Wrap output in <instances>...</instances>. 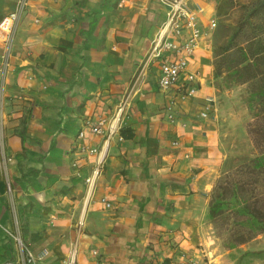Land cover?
<instances>
[{
    "label": "crops",
    "instance_id": "obj_1",
    "mask_svg": "<svg viewBox=\"0 0 264 264\" xmlns=\"http://www.w3.org/2000/svg\"><path fill=\"white\" fill-rule=\"evenodd\" d=\"M16 4L0 0V20ZM167 12L160 0H31L6 86L4 143L12 161L2 163L0 144V264H19L8 234L16 229L36 254L48 250L36 264H63L73 248L80 264L206 256L190 232L195 204H207L222 172L220 124L232 92L220 95L214 84L209 38L191 65L203 77L195 96L163 91L157 63L139 71ZM208 97L215 101L205 118ZM173 99L179 116L169 122L164 108ZM122 102L123 129L133 137H114L103 148L105 168L89 186L96 156L82 160L80 172L73 166L78 132L86 118L111 115ZM26 117L23 140L18 130ZM89 144L100 150L104 138L91 135ZM102 198L113 207L104 209Z\"/></svg>",
    "mask_w": 264,
    "mask_h": 264
},
{
    "label": "rangeland",
    "instance_id": "obj_2",
    "mask_svg": "<svg viewBox=\"0 0 264 264\" xmlns=\"http://www.w3.org/2000/svg\"><path fill=\"white\" fill-rule=\"evenodd\" d=\"M263 1L229 0L224 5L226 7L222 15L216 12L217 27L208 34V42L213 50L214 72L215 62L222 60L216 56L219 47L227 44L232 34L242 27L243 34L252 32L250 35L256 36L255 45L252 44L250 49L256 53L259 50L258 54L264 52V11L252 13ZM207 2L214 4L217 10L220 2L224 1ZM245 21L248 24L241 26ZM243 34L238 38L239 41H242ZM263 56L264 53L258 57L257 63L261 62L258 77L249 82H243L244 76L235 74L236 67H229L226 63L221 66L224 72L222 76L214 75V84L220 95L227 89L232 92L231 98L224 103L226 112L220 124L225 159L214 187L219 181L227 188L234 185L235 194H228L225 212L216 220L209 214V199L214 189L206 196L207 204L202 200L195 204L197 216L193 219L196 229L190 232V238L206 255L200 259L202 264H264V221L259 223L251 220L245 210L248 205L257 215L264 217V170H255L253 164L248 165L259 153L248 127L252 126L255 136L264 140V133L256 132L257 128L264 129ZM7 192L12 193L8 184ZM243 237L248 238V241L239 243Z\"/></svg>",
    "mask_w": 264,
    "mask_h": 264
},
{
    "label": "built area",
    "instance_id": "obj_3",
    "mask_svg": "<svg viewBox=\"0 0 264 264\" xmlns=\"http://www.w3.org/2000/svg\"><path fill=\"white\" fill-rule=\"evenodd\" d=\"M30 2L31 0H17L15 9L0 20V144L3 164L12 161V158L5 154L3 127L4 108L7 101L6 86L12 67V48L15 33H17L22 17L30 7ZM160 2L168 8L167 18L161 28L160 38L154 42L141 63L139 71L147 72L153 63H157L158 83L163 91L170 92L176 89L178 95L195 96L200 89L203 77L202 73L198 69L193 70L191 65L204 39H207L209 32L217 27L216 10H209L208 6L197 0H160ZM214 101L213 97L207 98L206 111L202 112V117L209 116ZM125 105L126 102L120 103L111 115L99 114L86 118L78 132L77 145L73 151L75 155L73 166L80 172L81 161L90 156H96L93 170L85 180L89 186L95 185L105 168L106 151L103 148L105 149L114 137H117L119 141L125 139V135L122 134V116ZM164 114L169 122H174L178 118L175 99L165 106ZM91 135L104 138L102 149L90 146ZM173 144L176 146L178 142L175 141ZM8 187L12 191L11 183H8ZM101 200L100 203L104 209L113 207L108 198ZM80 225L83 223L80 222ZM8 234L17 247L19 264H36L49 253L47 249H43L39 254H36L18 229L10 230ZM77 250L71 249L63 264H80ZM94 254L97 255V251H94ZM7 264L14 263L8 262ZM171 264L202 263L200 258L189 256L185 252Z\"/></svg>",
    "mask_w": 264,
    "mask_h": 264
},
{
    "label": "trees",
    "instance_id": "obj_4",
    "mask_svg": "<svg viewBox=\"0 0 264 264\" xmlns=\"http://www.w3.org/2000/svg\"><path fill=\"white\" fill-rule=\"evenodd\" d=\"M217 1L220 2L221 0H217ZM222 1L224 2H220L219 7L216 10V12H218L220 15H222L223 11H225L226 6L224 5L228 4L229 0H222ZM259 10L264 11V1L257 8H255V10H253L252 13H254V11L257 12ZM247 24H248L247 21H245L241 26H245ZM243 31H244L243 27L238 29L232 34L227 44L219 47L216 56L222 58V60L215 62V73H214L215 77H220L224 73L221 70V66L223 63L228 64L229 67H231L232 65L233 67L235 66L236 67L235 74L238 77L244 76L242 80L245 83L258 77V73H259L258 71H261V65H260L261 62L257 63L259 59L258 57H260L264 52L258 54L259 50L258 53H256L254 49H250L252 48L251 47L252 44L255 45L254 41L256 39V36L250 35L252 32L251 33L244 32L243 34ZM241 34H243L242 41H239L238 38L240 37ZM263 57L261 60H264ZM255 58L257 59L255 60ZM26 123H27V117L25 120L22 121V129L18 130V133L20 134L23 140H25ZM251 127L252 126L248 127V131L250 134H252V136H254L253 139L256 143L255 145L259 153L257 157L252 159L248 165L253 164V169L255 170L261 169V171H263L264 170V140H259L255 136L254 131L252 130ZM256 132L264 133V129L257 128ZM122 134L125 135V138L128 139L133 137V133L128 129H122ZM215 187L216 188H214V190L212 191V194L210 195V199H209V214L211 218L214 220H216L217 218L221 217L224 214L225 205H226L225 202L228 199V194L230 195L235 194L234 185L227 188V186H224L219 181ZM245 210L246 213L249 214V216L251 217V220H255L259 223L264 221V217L257 215L256 212L253 211V209L248 205L245 207ZM246 241H248V238L243 237L238 242L244 243Z\"/></svg>",
    "mask_w": 264,
    "mask_h": 264
}]
</instances>
